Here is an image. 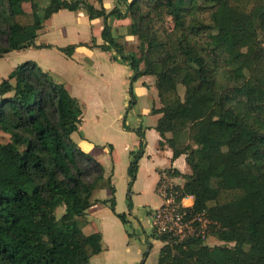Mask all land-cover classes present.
I'll return each mask as SVG.
<instances>
[{
    "label": "trees",
    "instance_id": "1",
    "mask_svg": "<svg viewBox=\"0 0 264 264\" xmlns=\"http://www.w3.org/2000/svg\"><path fill=\"white\" fill-rule=\"evenodd\" d=\"M48 1L42 7L37 0H0V58L35 46L44 21L62 9L103 17L101 48L121 55L134 80L155 78L161 145L173 159L185 155L191 169L177 190L194 195V211L207 209L221 225L215 233L221 244L168 242L158 264H264V47L256 32L264 31V0H124L125 11L118 5L107 11L104 0L99 8L87 0ZM111 16L130 18L132 35L147 44L140 56L114 37ZM75 48L60 50L71 56ZM83 115L81 102L33 60L1 80L0 130L10 141H0V264H89L104 250L103 237L82 236L78 218L99 201L127 223V214L116 211L114 186L109 199L94 198L108 182L72 138ZM134 131L140 144L128 167L130 209L146 146L142 128Z\"/></svg>",
    "mask_w": 264,
    "mask_h": 264
},
{
    "label": "rangeland",
    "instance_id": "2",
    "mask_svg": "<svg viewBox=\"0 0 264 264\" xmlns=\"http://www.w3.org/2000/svg\"><path fill=\"white\" fill-rule=\"evenodd\" d=\"M37 1L42 7H46L49 4L48 0ZM87 1L90 3L94 2V0ZM107 1L108 8L112 3L113 7L118 5L123 11L126 9L124 0ZM260 1L262 2V0ZM24 8L27 11H31L30 3H25ZM45 25L50 27L51 30L49 33L43 31L39 35V42L44 44L46 42H51L56 44V46H68L72 43L75 44L76 47L79 46L85 48L86 50L84 52H96L97 54L94 58L95 60L92 63H89V60L86 62L83 60L82 66L77 67L73 66V64L69 62H66L68 59H65L64 54L60 52L55 45H52L53 48L51 49L23 48L12 52L10 55L0 58V82L2 78L6 76V74L16 65L30 59L35 60L44 68L48 63L49 66L51 68L54 67L55 69L53 68V70L56 71L59 69L71 70L72 67L77 68L80 72H76L82 77H80V83L78 86L73 85V82H71V92L74 95L76 94L75 96H78L81 102L87 106L85 116L86 121L84 122L85 126L83 128L81 127V129L85 131V133H87L88 129H93L99 138L106 139L117 146L118 151L116 152V156L114 158V165L112 164V166L107 169L109 171L108 175H111V179L109 181L106 177L109 187L108 189L111 191L110 186H114L116 188V202L117 198L119 199L118 207L120 209L123 208L124 210H129L130 208L128 207L127 200L124 199V197L122 198V196L123 194H126V190H128V183L131 179L128 174L131 157H129L127 149L130 146H133V137L129 133L130 131L135 133V131L130 127L134 125L140 126L142 124L141 118H143L144 124H149L155 120L154 117L146 118V115L149 114L145 112V108L142 107V98L140 97L142 91L138 88V86H135L136 80L132 78L134 70L132 75L129 76L128 72L130 69L132 70V68L128 62L124 61L122 56L119 54L118 56L121 57V59L130 67L123 62H114V59L111 58V53L114 51H105L101 48V45L105 43L102 36V30L105 24H103L102 27H99L98 24L88 27V13L85 8H80L77 11H70L66 9L61 10L54 18L49 21L47 20ZM166 25H171L169 19L167 20ZM111 26L114 37L125 45L126 53L135 52L138 56H140L142 51L146 49L147 44L141 42L137 36L132 35L130 18L126 17L123 19H116ZM39 30H42V27ZM54 30L57 31L54 32ZM256 32L258 33L259 40L264 47V31L256 29ZM66 63L68 65L67 67L65 66ZM140 68L141 70H144L145 64L141 63ZM56 73L57 72L52 73L51 75L55 79L59 80V75ZM221 81L224 84L228 83L224 76H222ZM151 86L152 91L150 90L148 93H145L147 97L144 98L150 108L154 109L156 104L159 105L160 101L154 77ZM146 88L148 89L149 85H147ZM131 90L134 92L133 97L131 96ZM179 90L182 98L185 101H189L190 92L185 93V87L182 85H180ZM124 125L126 127H124ZM124 130L126 131L124 132ZM79 136L80 133L76 132L72 135V138L76 141ZM149 140V149H151L153 148L152 136H150ZM0 141L6 143L10 141V136L0 130ZM136 149L138 150L139 146ZM93 167L96 168L97 165L93 163ZM146 175L147 174L142 175L139 180H137L135 185L133 183L134 186H132V194L134 193L136 195V206L134 215L131 216L130 220H128L127 223H123L121 221L123 224H120L121 226L114 223V221H109L111 222L109 225V233L114 242L112 243L110 259L105 257V251L101 253L100 257L103 259L104 264H158L159 262L160 248L162 245L160 240H157L156 237H162V235L153 233V230L150 227V219L145 212L146 208L153 206L151 201L153 202L155 199L159 200V197L151 189L148 177L147 179L145 178ZM100 188L102 187L95 190L94 196L96 195L97 198H105L102 191H100ZM175 189H177V187H175ZM109 195L111 196V194ZM106 204L109 206V203ZM149 204H151V206H149ZM209 206L210 203L206 204V207ZM194 208H191V211L195 216L194 227L197 230L196 233L204 231V237L201 236V239L210 246L221 244L222 242L215 234L221 226L219 221L212 218L207 213V209L195 212ZM63 212L64 208L58 209L57 217L61 216ZM90 219V217L86 219V216L78 218L82 236H87V234L94 232H100V221L97 218L93 221ZM89 220L91 222H89ZM124 228L127 232V239L126 234L125 238H123L125 232ZM200 234L202 235V233ZM147 237H149L148 240ZM121 238L126 239V242H124L125 244L121 242ZM192 238L199 237L190 236L186 239H180L179 237L167 236L168 241L162 242L163 245H166L169 242V244L174 247L182 245L185 246V242ZM107 245H109L108 242L103 240L105 250Z\"/></svg>",
    "mask_w": 264,
    "mask_h": 264
},
{
    "label": "crops",
    "instance_id": "3",
    "mask_svg": "<svg viewBox=\"0 0 264 264\" xmlns=\"http://www.w3.org/2000/svg\"><path fill=\"white\" fill-rule=\"evenodd\" d=\"M103 2H104V6L107 9V11H110L111 9L114 8L112 6L113 5L112 3L110 4V6L108 8V6H107V2L108 1L107 0H104ZM91 3H93L98 8L100 7V4L97 2V0H94V2H91ZM62 10H64V9H62ZM58 13L59 12L55 13L51 18L48 19V21L50 19L54 18L55 15H57ZM116 19L117 18H115L114 16H111V17L108 18V23L110 25H113V23H114V21ZM45 22H47V20H45ZM45 22L42 25V30L38 31V36L36 38L35 46L28 47L29 49L30 48H38V49H40V48H50L51 49V48H53L52 45L56 46V44H53L51 42H46L44 44L42 42H39V40H38L39 39V35L43 31H45L46 33H49L50 30H51L50 27H47V25H45ZM94 24H98L99 27H102L103 24H105L104 18L103 17H99V18H96V19H90L89 15H88V27H90L91 25L93 26ZM55 31H57V30H54V32ZM69 45H72V43L69 44ZM62 47H67V46H56V48L60 52H62L60 50V48H62ZM28 48H26V49H28ZM85 50H86L85 48L78 46V47L75 48V51L73 52V54L71 56L66 55L64 52H62V53L64 54L65 59H68V60H66V62H69V63L73 64V66H77L78 67V66H82V61L83 60L85 62L87 60H89V63H92L95 60L94 58H95L97 53L96 52L93 53L92 51L84 52ZM14 51H16V50H14ZM14 51H12V52H14ZM112 51H114V50H112ZM12 52H10V53H8L6 55H10ZM111 58L114 59V62L117 61V62L125 63L121 59V57L118 56V54L115 51L111 53ZM30 60H32V59H30ZM69 60H71V61H69ZM33 61H35V60H33ZM21 63H24V62H21ZM21 63H19V64H21ZM36 63L39 65V67L43 71H48L50 74L57 72L58 75H59L58 76L59 80L55 79L54 77H53V79L56 82H58V83L64 84L65 87L68 89V91L81 102L79 97L75 96L76 94L74 95L71 92V82H73V85H75V86L77 85L78 86L79 83H80V77H82V76H80V74H78L76 72V71H79L77 68L72 67L71 70H66V69L61 70V69H59V70L56 71V70H53L54 67L51 68L48 63H47V66H45V68L43 66H41L38 62H36ZM125 64L128 67H130L127 63H125ZM65 66L66 67L68 66L67 63L65 64ZM12 70H10L6 74V76H4V77H7V75ZM128 73H129V76H131L132 73H133V69L132 70L130 69V71ZM60 80H62V81H60ZM152 82H153V76H151V75H143V76L139 77L136 80L135 86H138V88L142 91L141 95H140V97L142 98V107L145 108V112H147L149 114V115H146V118L154 117L155 120L153 122L149 123V124H144V120H143V118H141V121H142V124L140 125L141 127L139 125H134L132 127L129 126L131 129H137V127L142 128V131L145 134V141H146V149H145L146 152L143 155V157L140 159L139 168H138V171H137V178H136V181L134 182V185L136 184L137 180H139V178L142 175L147 174L145 176V178L147 179V177H148V179H149L148 181H150L151 189L159 197V200L155 199L153 202L151 201V203H153L152 207L145 209L146 215L149 217V219H150V211H151V209L157 208V207H159L162 204V199H161L160 195L158 194V186H159L160 182L162 180H164V179H167L168 181L174 183L175 185H178V186L180 185V186L183 187L187 183L188 175L191 173V169H190L189 165L187 164L185 155H181L180 157H178L176 159H173V151H172V149L166 144L164 146L161 145L162 137L160 136L158 131L155 129L161 114L153 112V109L150 108V106L148 105L147 101L144 98V97H147V95L145 93H148L150 90L152 91V86H151ZM147 85H149L148 89L146 88ZM159 100H160V98H159ZM81 104H82V106L84 108V115H83V121H82V123L80 125V128H79V131H78V133H80V136L76 139V142H77V144H79V146H81V148L85 152H87L88 154L92 155L95 158L97 163L104 169L105 177L109 178V180H110L111 179V175H108L109 171L107 169L110 168L112 166V164L114 165V158L116 156V152L118 151L117 150V146L114 143H111L110 141H107L106 139L99 138V136L94 132L93 129H88L87 133H85V131H83L81 129V127L83 128L85 126L84 122L86 121L85 116H86V111H87V106L84 105L82 102H81ZM160 107H161V102L159 101V105L156 104L154 109H158ZM124 127H126V126L124 125ZM125 131L126 130H124V132ZM129 134L133 137V146H130L127 149V151H128L129 157H131V160H132V158H133V154L132 153H133V151L137 150L136 148H138V146L140 144V138H139V136L137 135L136 132L134 133V132L130 131ZM150 136H152V141H153V148H151V149H149ZM110 147H112L111 150H110ZM100 151H103V152H100ZM131 160H130V162H131ZM108 188H109L108 186H104V187L100 188V191H102V193L104 194L105 198H97L96 195L94 196V198L100 199V200L109 199L110 198L109 194H111V192L109 191ZM123 197H124V199L127 200V204H128L129 202H128V199H127V192H126V194H123L122 198ZM135 197H136V195L133 193L132 194V200H133L134 204H133V207L131 209H129V210H124L123 208L120 209L118 207L119 206L118 205L119 199L117 198L116 211L119 212V213L125 212L127 214V219L128 220H130L131 216L134 215L135 206H136ZM149 206H151V204H149ZM85 216H86V219L88 217H90L91 221H93L95 218H97L100 221V223H101L100 232L102 233L103 240H105L109 244V245H107L106 250H105V247L103 246L104 250L102 252L105 251V257L107 259H110V255H111V252H112L111 251L112 243L114 242V240L112 239V237H111V235L109 233V229H110L109 225L111 223L109 221H114V223H116L117 225L121 226L120 225V224H122L121 220L112 212V210L110 209L109 206H107L106 203H102L101 201H99L95 205H93L87 211V214ZM90 220H89V222H91ZM150 227H151V219H150ZM120 229H121V227H120ZM124 231H122V232H124L123 238H125V234H126V239H127L128 236H127V232H126L125 228H124ZM120 232H121V230H120ZM87 235H89V234H87ZM126 239H122L121 238V242L123 244H125L124 242H126ZM148 239H149V237H147V240ZM160 242H161V245L163 246V242L161 240H160ZM101 253L95 255L91 259L89 264H92V263L104 264L103 259H101V257H100Z\"/></svg>",
    "mask_w": 264,
    "mask_h": 264
},
{
    "label": "built area",
    "instance_id": "4",
    "mask_svg": "<svg viewBox=\"0 0 264 264\" xmlns=\"http://www.w3.org/2000/svg\"><path fill=\"white\" fill-rule=\"evenodd\" d=\"M174 183L164 179L158 186L162 204L150 211L153 233L162 236L186 239L190 236L204 237V231L196 233L195 216L191 211L195 205V196L180 194Z\"/></svg>",
    "mask_w": 264,
    "mask_h": 264
}]
</instances>
